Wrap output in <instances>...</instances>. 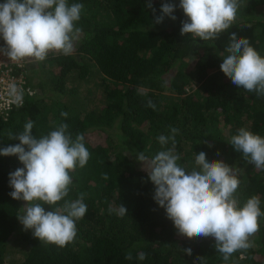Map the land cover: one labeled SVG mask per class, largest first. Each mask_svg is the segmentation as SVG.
Returning a JSON list of instances; mask_svg holds the SVG:
<instances>
[{
  "label": "trees",
  "instance_id": "16d2710c",
  "mask_svg": "<svg viewBox=\"0 0 264 264\" xmlns=\"http://www.w3.org/2000/svg\"><path fill=\"white\" fill-rule=\"evenodd\" d=\"M163 2L151 0L155 15ZM68 3L84 5L74 50L49 52L41 72L27 75L36 92L26 93L21 105L0 118V148L19 143L8 133L18 134L28 120L34 121L37 138L60 123L68 124L73 138L82 133L90 158L70 172L73 182L65 199L85 193L88 211L76 221V238L66 246L35 238L17 218L26 202L9 195V173L23 165L16 156H0V264H225L214 238L178 234L153 199L148 162L142 165L137 156L142 151L151 159L171 147V142L161 146L157 137L178 128L181 166L190 171L201 151L209 160L224 161L240 181L234 195L241 206L258 196L264 212V168L230 144L242 127L264 137V96L238 88L220 69L233 32L264 57V0H242L231 26L207 41L181 36L186 17L179 8L175 21L165 17L155 23L148 0ZM148 100L155 110L146 106ZM100 132L104 141L96 138ZM62 204L44 207L50 211ZM121 204L124 216L115 211ZM259 224L249 237L251 246L233 253L227 264H264V217ZM189 247L191 255L182 251ZM129 251L130 261L124 258ZM140 252L147 254L143 261L137 259Z\"/></svg>",
  "mask_w": 264,
  "mask_h": 264
},
{
  "label": "clouds",
  "instance_id": "9594fccd",
  "mask_svg": "<svg viewBox=\"0 0 264 264\" xmlns=\"http://www.w3.org/2000/svg\"><path fill=\"white\" fill-rule=\"evenodd\" d=\"M242 0H165L160 14L151 0L146 7L155 15V23L165 17L175 21L174 12L182 9L186 17L181 21L180 34H192L202 41L218 38L235 20ZM84 5L69 4L68 0H3L0 3V38L5 42L0 54L10 60L21 61L34 58L43 61L49 52L70 55L81 29L76 22L81 19ZM228 53L220 64L226 77L238 88L264 96V57L246 38L230 34ZM147 107L156 105L148 100ZM67 112H61L67 117ZM34 121L28 120L18 134L8 133L9 140L19 143L0 148V156H16L23 167L9 173V195L15 200L25 201L22 214L17 216L25 230L40 241L64 247L77 235L76 221L82 219L88 207L83 202L85 193L74 200L65 199L73 179L70 172L77 166L88 163L90 152L85 146V137L77 133L73 138L68 124L60 123L55 130L37 138L33 134ZM179 129L170 128V134L157 137L161 146L171 147L159 151L149 159L142 151L137 159L148 162V177L154 185V201L165 210L166 217L173 222L179 235L189 239L212 237L215 248L225 264L233 253L248 249L249 237L260 227L264 217L261 201L252 196L241 206L234 195L240 181L234 167L222 160H209L201 151L195 155V167L190 171L181 166L176 152V135ZM230 144L235 151L256 168H264V137L246 128L237 130ZM107 179V175L104 176ZM63 204L46 211L44 205ZM109 211H114L111 207ZM117 214L124 216L127 209L122 204ZM191 255V247L182 249ZM147 254L140 252L137 259L145 260ZM132 260V253H126Z\"/></svg>",
  "mask_w": 264,
  "mask_h": 264
},
{
  "label": "built area",
  "instance_id": "2783aa9c",
  "mask_svg": "<svg viewBox=\"0 0 264 264\" xmlns=\"http://www.w3.org/2000/svg\"><path fill=\"white\" fill-rule=\"evenodd\" d=\"M27 64V58L14 61L0 54V118L6 119L15 106L21 105L26 93L36 92V88L27 83Z\"/></svg>",
  "mask_w": 264,
  "mask_h": 264
},
{
  "label": "rangeland",
  "instance_id": "374dc122",
  "mask_svg": "<svg viewBox=\"0 0 264 264\" xmlns=\"http://www.w3.org/2000/svg\"><path fill=\"white\" fill-rule=\"evenodd\" d=\"M2 43V40L0 39V44ZM28 59V75L29 74H32V70L35 69L36 72L39 74V72H41L42 70V66H43V63L42 61H37L35 60L34 58H27ZM193 66V64L191 65V67ZM96 138H98L100 141H104V138H105V135L103 133H99V135H96ZM99 141V142H100ZM141 163V162H140ZM142 164V163H141ZM144 164V163H143ZM142 164V165H143ZM148 166V165H147Z\"/></svg>",
  "mask_w": 264,
  "mask_h": 264
}]
</instances>
